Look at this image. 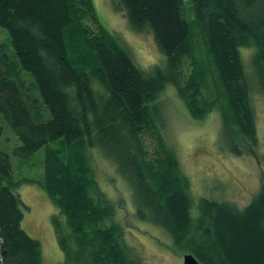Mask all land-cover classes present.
<instances>
[{
    "label": "trees",
    "instance_id": "16d2710c",
    "mask_svg": "<svg viewBox=\"0 0 264 264\" xmlns=\"http://www.w3.org/2000/svg\"><path fill=\"white\" fill-rule=\"evenodd\" d=\"M112 5L135 32L153 34L159 63L139 66L103 27L94 0H0V27L16 57L1 60L0 114L21 141L17 157L28 162L43 150L33 164L38 177L16 182L0 129V264H44L40 242L22 226L14 190L22 182L38 184L55 205L63 264H144L98 181L92 150L129 184L137 218L165 229L183 254L200 264H264V183L244 208L202 198L194 217L190 179L166 138L161 100L174 87L194 121L220 114L221 150L242 156L255 149L257 117L241 49H254L264 93V0Z\"/></svg>",
    "mask_w": 264,
    "mask_h": 264
},
{
    "label": "rangeland",
    "instance_id": "374dc122",
    "mask_svg": "<svg viewBox=\"0 0 264 264\" xmlns=\"http://www.w3.org/2000/svg\"><path fill=\"white\" fill-rule=\"evenodd\" d=\"M112 1L94 0L103 27L124 42L142 68L149 69L159 63L163 57L153 34L149 31L135 32L128 24L127 17L114 10ZM0 49H3V52L0 50V64L5 56L16 61L8 32L1 27ZM253 53L254 49H241L251 86L259 137L257 147L247 154L237 156L219 148L221 116L218 112L209 114L203 121H194L174 87L167 88L161 96L166 116V138L177 151L181 166L190 179L195 201L192 212L194 217L199 216L198 202L202 198L230 202L244 208L252 202L264 183V93L252 67ZM21 73L30 77L26 71ZM0 129L1 148L10 156L13 180L36 179L37 168L33 164L42 159L43 150L27 162L15 155L14 150L21 145V141L1 114ZM90 153L102 189L117 206L118 220L125 229L126 239L144 260V264H184L185 254L173 245V240L165 229L137 218L131 188L116 171L115 165L98 150ZM14 190L22 201L23 229L40 242L44 264H63L65 256L59 247L51 221L52 216L57 213L55 205L36 183L22 182Z\"/></svg>",
    "mask_w": 264,
    "mask_h": 264
},
{
    "label": "water",
    "instance_id": "95a60500",
    "mask_svg": "<svg viewBox=\"0 0 264 264\" xmlns=\"http://www.w3.org/2000/svg\"><path fill=\"white\" fill-rule=\"evenodd\" d=\"M184 264H200V263L193 254H185Z\"/></svg>",
    "mask_w": 264,
    "mask_h": 264
}]
</instances>
